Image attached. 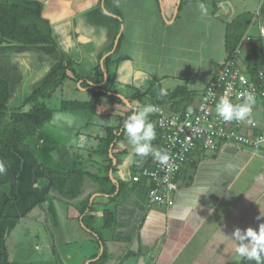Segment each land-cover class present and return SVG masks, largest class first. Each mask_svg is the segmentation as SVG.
<instances>
[{"label":"crops","instance_id":"obj_1","mask_svg":"<svg viewBox=\"0 0 264 264\" xmlns=\"http://www.w3.org/2000/svg\"><path fill=\"white\" fill-rule=\"evenodd\" d=\"M109 1L120 18L108 10V0H0L38 14L53 39L23 44L0 35V79L8 84V106L30 110L33 102L23 105L24 99L66 58L74 60L76 73L66 71L60 86L38 99L52 113L39 128L34 152L0 154L6 167L0 174V258L6 264H236L231 233L264 222L263 159L229 145L216 153L196 152L176 178L173 205L148 204L146 183L131 178L152 155L135 154L123 124L130 108L161 89L169 94L180 86L189 95L200 93L226 57L227 25L240 14H253L255 38L248 49L259 46L264 74L259 33L264 0ZM116 86L130 90L121 93ZM91 87L102 91L92 110L66 107L88 103ZM57 93L59 106H48L44 100ZM251 108L253 118L264 117V100ZM151 143L158 148L157 132ZM42 164L62 173L78 170L76 197L53 188ZM105 211L111 213L108 227H103Z\"/></svg>","mask_w":264,"mask_h":264},{"label":"built area","instance_id":"obj_2","mask_svg":"<svg viewBox=\"0 0 264 264\" xmlns=\"http://www.w3.org/2000/svg\"><path fill=\"white\" fill-rule=\"evenodd\" d=\"M259 33L264 36V24L259 26ZM251 42L249 33L240 37L233 52L217 66L203 90L190 100L188 108L173 110L158 103L152 104L158 109L152 113L159 142L157 150L168 152L169 164L174 171L168 173L166 166L152 156L149 165L132 175V181L146 183L148 204L173 205V194L178 188L176 178L196 152L216 153L228 145L252 151L264 150V144L257 143L260 137H264V117L255 119L250 113L245 121L226 122L215 113V105L229 85L232 88L229 99L234 104L243 102V98L236 99L237 92L250 93L253 103L264 100L263 71L258 70L256 81L244 63V54Z\"/></svg>","mask_w":264,"mask_h":264},{"label":"trees","instance_id":"obj_3","mask_svg":"<svg viewBox=\"0 0 264 264\" xmlns=\"http://www.w3.org/2000/svg\"><path fill=\"white\" fill-rule=\"evenodd\" d=\"M107 8L110 12H113L118 18H120L118 12L113 8L112 4L108 0ZM263 11V7L261 8ZM252 15L250 13H243L238 15L230 24H228V33L226 36V52L230 55L235 49L243 31L249 26ZM241 29V33L238 34L237 30ZM0 35L6 39L23 43V44H46L53 43V39L50 34L49 24L43 20L38 14L31 12L30 10L19 6L17 4H0ZM121 37L119 36L116 41L115 49L118 48ZM109 62V56L104 58L103 64ZM244 63L246 64L249 74L257 81V72L260 70L257 60V55L253 53L251 56H246ZM74 60L65 59V63L58 69L54 70L49 77L32 93H30L23 101V105L28 102H36L39 98L49 97L62 83V80L66 77V71H71L74 76ZM102 75L101 70L95 71V76ZM103 77V75H102ZM88 79V78H87ZM92 97L88 103L84 104H68L69 109L88 108L92 110L95 106L97 97L102 94L99 88L91 87ZM175 91L170 92V95H174L175 98L181 97L180 100L170 104L171 109L180 110L188 108V103L194 96L192 93L189 95L184 87L178 86ZM167 98V96H163ZM8 98V84L6 81L0 79V118L4 116V112L7 106ZM164 101L166 99H163ZM155 103H159L155 102ZM171 103V102H170ZM153 104V103H152ZM40 105V106H38ZM132 107L128 114H131ZM51 109L44 106V104H35L30 110L25 112H16L13 117V121L7 126L6 132L0 134V149L12 150V149H27L34 152V148L25 144V138L28 133L37 131L40 126L51 117ZM110 142V140H109ZM108 147V141L104 145ZM42 172L50 177L51 186L58 190V192L67 198H74L79 192L80 174L76 169L69 170L65 173L59 172L51 167L42 164ZM9 201V200H7ZM6 201V203H7ZM85 218V217H84ZM90 219V218H89ZM103 227H108L111 223V213L105 211L103 213ZM85 222V221H84ZM88 227L89 231L96 236L98 242L101 241L99 233L90 227L89 221L84 223ZM0 264H6V260L3 255L0 258Z\"/></svg>","mask_w":264,"mask_h":264},{"label":"clouds","instance_id":"obj_4","mask_svg":"<svg viewBox=\"0 0 264 264\" xmlns=\"http://www.w3.org/2000/svg\"><path fill=\"white\" fill-rule=\"evenodd\" d=\"M198 7L202 12L206 13L207 10L203 3H200ZM231 92L232 88L229 85L225 94L216 103L215 113L226 122L234 120L245 121L251 113L253 96L250 93L237 92L236 99L241 100L243 98V102L234 104L229 99ZM160 95H167V92L161 89ZM157 110L151 104L136 106L124 121L123 129L137 156L144 158L151 154L156 161L166 166L168 173H171L174 171V168L169 164L170 155L167 151L154 149L151 143L156 138V132L155 126L148 120V116ZM257 143L264 144V137H260ZM5 171L6 167L4 163L0 162V174H3ZM165 180H167V176ZM257 219H260V217H257ZM230 238L235 243L236 264H240L242 259L255 261V264H264V222L259 223L257 229L249 226L242 231L237 227L231 233Z\"/></svg>","mask_w":264,"mask_h":264},{"label":"rangeland","instance_id":"obj_5","mask_svg":"<svg viewBox=\"0 0 264 264\" xmlns=\"http://www.w3.org/2000/svg\"><path fill=\"white\" fill-rule=\"evenodd\" d=\"M251 15H252L251 18H253V14H251ZM251 23H252V19H251V21L249 23V26L243 31V34L246 33V32H249L250 34H252V40H253V38H255L254 37L255 35H253V31L250 28ZM237 32H238V34H240L241 33V29L239 28L237 30ZM253 42H255V41H253ZM255 45H257V44H255ZM255 45L253 46V44H252L251 45V48L247 50L248 52L246 51V53H248V54L245 53L244 55L245 56H247V55L248 56H251L253 54L252 53L253 52V49L256 48L255 54L258 56V54H259V50H258L259 49V46L258 45L255 46ZM102 78H103L102 75H98L97 80H100L101 81ZM145 85H146V82H144V86H142V87H145ZM106 86L107 85H105V87ZM115 90L116 91H120L121 93H126V90H130V88L129 87H125V86H116ZM174 91L176 92V90H174ZM72 94L73 93L69 92L70 97H71ZM63 95H67L68 96V94H66V92H64ZM165 96H167V98L162 97L160 94H156L155 96H151L150 98L148 97V98L145 99L146 101H141V106L148 105V104H151L152 105V103L154 104L155 102H158V101H159L158 104L161 105V106L162 105H164V106H167L168 105L169 106L170 104H172L174 102L173 101L174 98H175L174 95H170V93H169V94H167ZM159 98L166 99V100L165 101L164 100H160ZM60 100H61V93H57V94H55V97H51L50 99H46L44 101H45V103L48 106L53 107V108H57L59 106ZM37 102L39 103V101L33 102L32 107L35 104H37ZM169 102H171V103H169ZM30 104H32V103H30ZM38 106H40V105H38ZM14 114H16V111H14V108H11L10 106L7 105L6 106V110L4 112V116H2L0 118V134L2 132H4V131L6 132L7 126H9L11 124V122L13 121V117L11 118V116H13ZM150 114L152 115V113H150ZM150 117L151 116L149 115L148 116V120L149 121H151L150 120ZM38 132H39V129L36 132L33 131V132L28 133L27 136H26V138H25V144L31 146L32 148H34V146H35L34 143L38 141L37 140ZM103 144L105 145V142ZM4 151L5 150L0 149V154L3 153ZM64 151H65V149L63 150V152ZM69 152L70 151H65L64 153L69 157ZM255 153L257 155H259V157H261L263 159V161H264V150H256Z\"/></svg>","mask_w":264,"mask_h":264}]
</instances>
